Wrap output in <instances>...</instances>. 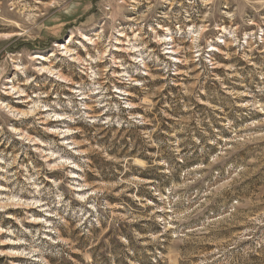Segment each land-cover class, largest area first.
<instances>
[{
  "label": "rangeland",
  "instance_id": "374dc122",
  "mask_svg": "<svg viewBox=\"0 0 264 264\" xmlns=\"http://www.w3.org/2000/svg\"><path fill=\"white\" fill-rule=\"evenodd\" d=\"M0 264H264V0H0Z\"/></svg>",
  "mask_w": 264,
  "mask_h": 264
},
{
  "label": "bare ground",
  "instance_id": "6f19581e",
  "mask_svg": "<svg viewBox=\"0 0 264 264\" xmlns=\"http://www.w3.org/2000/svg\"><path fill=\"white\" fill-rule=\"evenodd\" d=\"M122 36H124V35H122ZM72 37L73 36H71V39H72ZM93 44H96V43H93ZM117 44H120V46H118L117 45V51L118 52H122V53H124L125 52V49H124V46H122L121 44H123V40H120ZM57 45V44H56ZM57 46H59V44L57 45ZM64 49L66 50V52H72V49L69 47V46H65L64 47ZM131 53V52H130ZM172 53H174V51H173V49L171 48L169 51H168V53L167 54H172ZM72 57H73V60H75V53H71L70 54ZM53 56V55H52ZM35 59H43L41 56H39V55H36L35 57H34ZM78 59H80V57L78 58ZM47 70L49 71V72H54L53 71V66H50L49 68H47ZM58 76H61V75H58ZM14 87V86H13ZM15 89V88H14ZM18 92H20V91H18ZM30 100H27V102H29Z\"/></svg>",
  "mask_w": 264,
  "mask_h": 264
}]
</instances>
